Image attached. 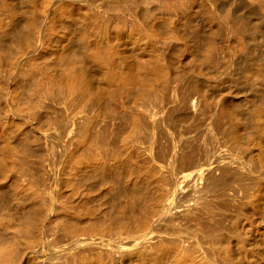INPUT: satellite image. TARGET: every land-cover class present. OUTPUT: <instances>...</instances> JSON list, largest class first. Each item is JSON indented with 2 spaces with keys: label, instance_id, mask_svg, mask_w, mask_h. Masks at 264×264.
Here are the masks:
<instances>
[{
  "label": "bare ground",
  "instance_id": "1",
  "mask_svg": "<svg viewBox=\"0 0 264 264\" xmlns=\"http://www.w3.org/2000/svg\"><path fill=\"white\" fill-rule=\"evenodd\" d=\"M264 0H0V264H264Z\"/></svg>",
  "mask_w": 264,
  "mask_h": 264
},
{
  "label": "rangeland",
  "instance_id": "2",
  "mask_svg": "<svg viewBox=\"0 0 264 264\" xmlns=\"http://www.w3.org/2000/svg\"><path fill=\"white\" fill-rule=\"evenodd\" d=\"M262 201H263V203H264V199H263Z\"/></svg>",
  "mask_w": 264,
  "mask_h": 264
}]
</instances>
